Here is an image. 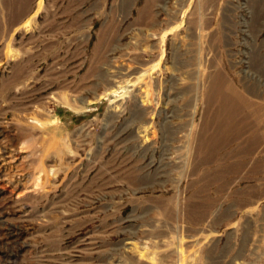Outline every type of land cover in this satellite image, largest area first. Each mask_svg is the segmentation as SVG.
<instances>
[{"label": "rangeland", "instance_id": "rangeland-1", "mask_svg": "<svg viewBox=\"0 0 264 264\" xmlns=\"http://www.w3.org/2000/svg\"><path fill=\"white\" fill-rule=\"evenodd\" d=\"M0 264H264V0H0Z\"/></svg>", "mask_w": 264, "mask_h": 264}, {"label": "crops", "instance_id": "crops-1", "mask_svg": "<svg viewBox=\"0 0 264 264\" xmlns=\"http://www.w3.org/2000/svg\"><path fill=\"white\" fill-rule=\"evenodd\" d=\"M235 202H236V204L241 203L240 199H237ZM232 205H233V203H232ZM229 208L228 209H219L218 216L216 215L217 218L219 217V219L217 220L219 222V228H222V227L227 228V225L231 224L233 222V219L230 220V217L228 218V216H227ZM228 220H230V221H228ZM226 233H224V234H226Z\"/></svg>", "mask_w": 264, "mask_h": 264}]
</instances>
